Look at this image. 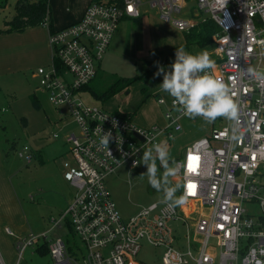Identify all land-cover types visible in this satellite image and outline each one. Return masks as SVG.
Wrapping results in <instances>:
<instances>
[{"label":"built area","instance_id":"built-area-1","mask_svg":"<svg viewBox=\"0 0 264 264\" xmlns=\"http://www.w3.org/2000/svg\"><path fill=\"white\" fill-rule=\"evenodd\" d=\"M192 1L195 9L189 6ZM145 5L182 31L199 21L189 16L194 10L206 12L218 25L212 71L230 85L238 123L218 118L224 124H214L176 161L182 204L152 202L124 219L105 178L121 166L133 167L153 144L169 146L185 115L172 97H161L159 102L168 105L166 122L142 127L130 117L86 103L82 93L96 78L120 22L140 17ZM41 24L50 29L52 62L35 75L55 108L78 126L79 134H66L70 148L63 165L64 178L76 192L59 216L50 218L48 230L17 240L20 255L43 241L55 264H150L136 259L147 240L163 249L160 264H264V81L248 72H264V0H93L72 24L53 30L49 13ZM100 127L112 132L111 156L100 146ZM19 154L33 158L28 146ZM64 224L84 243L81 259L69 252L66 240L49 235ZM6 231L15 235L11 228Z\"/></svg>","mask_w":264,"mask_h":264},{"label":"rangeland","instance_id":"rangeland-1","mask_svg":"<svg viewBox=\"0 0 264 264\" xmlns=\"http://www.w3.org/2000/svg\"><path fill=\"white\" fill-rule=\"evenodd\" d=\"M16 1L0 0L2 31L6 32L8 29L4 20L13 18ZM50 2L60 19L71 17L80 4V0H50ZM192 5L195 6V3H191V9ZM143 10L144 14L141 18H128L121 21L111 41L112 46L109 45L111 47H108L103 59L98 63L99 72L92 85H95L98 92H104L118 79L131 78L135 79L134 82L106 101L98 99L89 90L84 91L82 96L88 104L98 105L115 112L116 110L107 107L110 101L109 105L116 106L117 110L120 108V110L132 113L131 118L135 124L151 127L150 124H142L141 120H146V122L153 120L163 125L166 122L165 113L168 105L161 104L159 98L165 96L168 101L171 99L170 96L167 97L162 93L160 95L155 91L156 88H160L159 85L163 81L162 74L154 75L158 70L157 62L168 71L170 61H175V48L183 47L191 54H198L201 50L195 45V47H192L193 45L184 46L185 31L162 18L156 10L148 5ZM205 13L203 11V17L202 13L198 15L196 22L200 18H206L207 13ZM38 38V36L33 40L18 38L16 44L19 47L15 48L16 58L8 53V48H6L7 53H0V142L5 151V158L10 163L13 178L12 183L1 185L0 200H6L8 190L16 192L21 198L26 216L22 220L18 219L15 224L10 223L9 225L18 235L29 232L38 234L40 226H46L50 218L58 215L64 207L60 203L66 200L71 202L76 192L70 182L63 180V165L70 148V144L66 142V134L72 132L79 134V129L68 115H62L58 111L59 116H56L53 110L51 111L54 109L56 112L57 109L50 102L46 91L40 86L38 78H32L33 69L36 72L40 66H48L52 62L50 53L48 59L44 61L46 52ZM4 46L5 41L0 47V52ZM208 48L211 50L212 45ZM209 50L207 49L208 52ZM213 60H217V57H213ZM16 68L21 71H13ZM63 123L65 126L62 127ZM181 123L182 130L175 132L169 146H163L168 152L170 164H175L176 159H184L187 147L194 141L208 136L214 126L213 123L220 126L224 124V121L217 118L215 122L208 123L202 117L184 116ZM56 134H58L57 137ZM25 146L29 147V153L33 156L30 161L19 154ZM157 164L159 167V161ZM146 171L147 168L143 164L136 167L125 165L105 178L110 195L124 219L136 215L143 206L165 200L164 192L153 189L148 183L147 176H141ZM163 171L160 167L161 174ZM172 181L179 182L178 177H169L170 186H174ZM46 193H48L47 197ZM31 205L35 207L32 210ZM171 224L180 235L185 234L184 228L175 222ZM12 225H18L19 229ZM47 228H49L48 225ZM63 230L66 231L67 228ZM69 232L70 234L68 232L66 234L69 238V245L78 259H81V248H84V243L71 230ZM0 240L4 243L3 247L13 246L14 263H17L19 259L20 264L24 261L28 264H55L50 255L41 256L36 252L33 256L29 254L30 250L22 253L21 257L16 248L15 239L8 234L1 235ZM162 251V248L143 240L136 259L139 262L160 264Z\"/></svg>","mask_w":264,"mask_h":264},{"label":"clouds","instance_id":"clouds-1","mask_svg":"<svg viewBox=\"0 0 264 264\" xmlns=\"http://www.w3.org/2000/svg\"><path fill=\"white\" fill-rule=\"evenodd\" d=\"M260 43L264 45V41ZM157 67L158 70L154 75H163L159 87L173 98V105L183 111L185 116L202 117L208 123L223 117L238 123V106L233 98L232 89L228 83L214 75L212 70L215 68V61L211 59L208 51L191 54L183 47H179L176 48L175 61L171 64L170 71H166L158 62ZM248 72L257 80L264 81V72L253 68H249ZM112 123L113 127L117 125L115 120ZM99 132L100 146L111 156L109 142L113 139L112 132H103L101 127ZM232 139L237 137L233 135ZM116 142L117 147L120 148L123 143L122 137L118 136ZM133 151L135 152L136 149ZM138 164L146 166L147 171L141 176H147L148 183L153 189L164 192L165 202L171 201L176 205L183 203V197L174 198L177 187L170 186L169 183V177L177 175L179 169L174 164H170L165 147L161 144H153L152 147L146 148L142 158L134 161L133 167ZM160 167L164 170L162 174Z\"/></svg>","mask_w":264,"mask_h":264},{"label":"crops","instance_id":"crops-1","mask_svg":"<svg viewBox=\"0 0 264 264\" xmlns=\"http://www.w3.org/2000/svg\"><path fill=\"white\" fill-rule=\"evenodd\" d=\"M93 0H80V4H79V6H78V8H77V10L75 11V13L71 16V17H69L68 19H60V18H58L59 16H57L56 14H55V12H54V10H53V7H52V4H51V2H50V0H49V7H50V10H51V18H52V20H51V25H52V29H56V28H59V27H63V26H67V25H69V24H72V23H74V22H76L77 20H79L82 16H83V14H84V12H85V10L87 9V7H88V5L92 2ZM192 2H194V1H192ZM191 2V3H192ZM191 3H190V5H191ZM195 3V2H194ZM189 5V6H190ZM196 5V4H195ZM145 6H147V5H145ZM144 6V7H145ZM193 6V5H192ZM143 7V8H144ZM149 7V6H148ZM196 8V6H193L192 7V9H195ZM152 9V8H151ZM72 12V11H71ZM70 12V13H71ZM194 12H195V14L193 15V13H192V11H190V13H189V16L191 17V18H197L198 16L197 15H200L201 13H202V17H203V11H199L197 14H196V11L194 10ZM158 13V12H157ZM72 14V13H71ZM143 14H144V10L142 11V14H141V16L140 17H138V18H141L142 16H143ZM159 14V13H158ZM206 14V13H205ZM160 15V14H159ZM207 15V17H206V19L207 18H209L208 17V14H206ZM124 19H128V18H124ZM123 19V20H124ZM130 19V18H129ZM131 19H137V18H131ZM201 19H204V18H200V19H198L199 21H201ZM11 20V18H9V19H5L4 20V23L7 25V23L6 22H8V21H10ZM198 21V22H199ZM197 22V23H198ZM121 23V22H120ZM119 29V28H118ZM118 31V30H117ZM49 32H50V29H49V27H45V26H43L42 24H39V25H36V26H29V27H27V28H25L24 30H21V31H18V30H12V31H7V32H5V31H2L1 30V28H0V47L2 46V44H3V41H5V46H4V48L1 50V52L0 53H7L6 52V48H8V53L13 57V58H16L17 56H16V51H15V48H17L18 49V47H19V45L18 44H16V41H17V39L19 38V39H22L23 37L26 39H30V40H33L34 39V37H39L38 39H39V41H40V43L42 44V46H43V48H44V50H45V52H46V56H45V59H44V61H46L47 59H48V55H49V53H50V59L52 58L51 57V50H50V43H49ZM23 36V37H22ZM115 36H113V38H114ZM113 38H112V40H113ZM185 44V43H184ZM183 44V45H184ZM111 46H112V42H111V44H110ZM195 44H193V46L192 47H198L201 51H207V49L209 50V48H208V46H206V47H203V48H201V47H199L198 45H195ZM212 45V49L211 50H209V54H210V57H211V59H213V57H215L216 55H215V53H214V51H215V46H214V42H213V44H211ZM6 46H8V47H6ZM110 46V47H111ZM109 47V48H110ZM174 51H175V49H174ZM51 62V61H50ZM173 63V61L171 62L170 61V64L168 65L169 67L171 66V64ZM35 67V66H34ZM10 70H12V69H10ZM13 71H21V70H19V68H16L15 70H13ZM33 75H32V78H38L36 75H35V70L33 69ZM39 80V79H38ZM156 92H157V94H160V95H162V94H166V96L168 97L169 95H167V93L166 92H164V91H162L161 90V88H156V90H155ZM84 92V91H83ZM162 93V94H161ZM83 94V93H82ZM160 98H161V96H160ZM159 98V99H160ZM162 98H164V99H166L167 100V98L164 96V97H162ZM38 100H40L39 98H38ZM168 101V100H167ZM109 103H110V101L108 102V105H109ZM162 104V103H161ZM107 105V107L108 108H110L111 110H116V111H121V112H127V111H123V110H120V108L117 110L116 109V106H111V105H109L108 106ZM53 110V112H54V114L57 116L59 113H58V111L59 110H56V112H55V110L54 109H51V111ZM62 115H64V112L63 111H59ZM58 113V114H57ZM59 116V115H58ZM184 117V116H183ZM182 117V118H183ZM63 117H61V119H62ZM63 121H65L64 119H62ZM141 122H142V124H144V125H146V124H150L151 126L152 125H154V124H157L156 122H154L153 120H149V121H147L146 122V120H141ZM57 124H59V125H61V123H57ZM213 124H215V123H213ZM63 126H65V123H63V125H62V127ZM11 169H10V163H8V161L6 160V158H5V151L3 150V148H2V146H1V142H0V189L2 188L1 187V185L2 186H4V185H8L9 184V182L10 183H12V181H13V178H12V175H11ZM63 171H64V167H63ZM63 180H65L64 178H63ZM66 181V180H65ZM68 182V181H67ZM69 183V182H68ZM67 183V184H68ZM65 184V183H64ZM48 196V193H46V197ZM32 197V196H31ZM33 200V199H32ZM70 200H66V202H64V203H60V205H62V209H61V211L62 210H64L67 206H68V204L70 203L69 202ZM71 201H72V199H71ZM23 204H22V201H21V198L19 197V195L16 193V192H11V191H9L8 190V192H7V198H6V200H3V201H1L0 200V236L1 235H5V234H8L7 233V231H6V229L7 228H11V226H9V225H11L10 223H13V224H15V222H17L18 221V219H20V220H22L23 218H24V216H26L25 215V213H24V211H23V206H22ZM31 207V210L33 209V208H35V207H33L32 205L30 206ZM61 211L58 213V215H56V216H52V217H58L59 216V214L61 213ZM50 221V220H49ZM49 221H48V223L46 224V226H40V228H39V230L37 231V233H39V231L40 232H43V231H45V230H48L49 228H50V223H49ZM47 225H48V227L49 228H47ZM12 227H16V229H19L18 227V225H16V226H13L12 225ZM64 228H67V230L66 231H64L63 229ZM12 229V228H11ZM13 230V229H12ZM69 228H68V225L67 224H64L62 227H59V228H56V229H54V230H52L51 232V238H63L64 240H66L67 239V237H66V234H67V232L70 234V232H69ZM14 231V230H13ZM64 233H63V232ZM15 232V231H14ZM30 233V232H29ZM29 233H26V234H24V235H18L16 232H15V235H10V234H8L9 236H11V237H13L14 239H15V245H16V242H17V240H19V238L20 237H23V236H26L27 234H29ZM63 233V234H62ZM63 235H65V237L63 236ZM2 245H4V243H2V241L0 240V264H20L21 262H19L20 260L18 259V262L17 263H14V258H13V254H14V248H13V246L11 247H3ZM42 245H45V242H43V241H41L39 244H37V245H35V246H30V247H27L24 251H23V254H24V252H27L28 250H30V255H33V256H35L36 255V252L38 253V254H40L41 256L42 255H50V253L49 252H47V253H42V252H40V251H38V247H41ZM16 248H17V246H16ZM20 254V253H19ZM22 254V255H23ZM22 255H21V257H22ZM20 257V258H21ZM50 257H51V255H50ZM52 258V257H51ZM22 264H28V262L27 261H24Z\"/></svg>","mask_w":264,"mask_h":264},{"label":"trees","instance_id":"trees-1","mask_svg":"<svg viewBox=\"0 0 264 264\" xmlns=\"http://www.w3.org/2000/svg\"><path fill=\"white\" fill-rule=\"evenodd\" d=\"M47 13H49L50 15V26L52 27L51 25L52 18H51V10L49 7V0H17L15 4V12L13 14V18L10 21L6 22L8 25L7 31H12V30L21 31L29 26L39 25L45 19ZM218 30L219 27L213 20L209 18L202 19L201 21L196 23V25L190 31H185L186 42L184 46L189 47L195 44L203 48L208 45H211L215 40V34L218 32ZM175 52H176V48L174 53ZM98 72H99V68H98ZM134 80L135 79H131V78H127L124 80L118 79L111 87H109L104 92H98V90L95 88V85L94 84L92 85L93 82L92 81L83 90L84 91L89 90L98 99L106 101L110 99L112 96H114L122 88L128 87L131 83L134 82ZM115 112L123 117H130V118L132 117V113L130 112H121V111H115ZM177 160L179 159H176V161ZM174 186L177 187V191L175 192L174 197L175 198L181 197L180 182L174 183ZM67 225L68 228L74 234V230L72 226L70 224ZM68 239L69 238L66 239L68 244V250L70 253L75 254V252L69 245ZM38 251L42 253L49 252L48 243L45 242V245L38 247Z\"/></svg>","mask_w":264,"mask_h":264}]
</instances>
